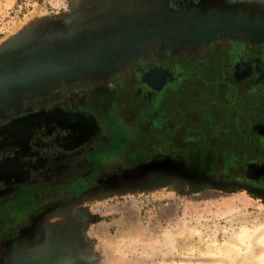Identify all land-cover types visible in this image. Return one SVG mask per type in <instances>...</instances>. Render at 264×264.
I'll use <instances>...</instances> for the list:
<instances>
[{
	"label": "rangeland",
	"instance_id": "374dc122",
	"mask_svg": "<svg viewBox=\"0 0 264 264\" xmlns=\"http://www.w3.org/2000/svg\"><path fill=\"white\" fill-rule=\"evenodd\" d=\"M259 39L264 0H0V54L17 53L0 59V264H264V191L220 162L264 146V66L251 81L216 54L185 61L166 88L143 81L161 113L131 119L122 87L80 100L122 62ZM104 152L120 157L2 226L9 198L85 179Z\"/></svg>",
	"mask_w": 264,
	"mask_h": 264
},
{
	"label": "flooded vegetation",
	"instance_id": "af4514ba",
	"mask_svg": "<svg viewBox=\"0 0 264 264\" xmlns=\"http://www.w3.org/2000/svg\"><path fill=\"white\" fill-rule=\"evenodd\" d=\"M214 54L218 55L220 59L225 60L227 63L232 62L235 64L234 65L235 68H232V69L230 68V71H229L230 76L228 77V79L235 78V77L236 78L245 77L246 75H248L247 77H249V80L252 81L255 76L254 74L257 73V71H259L258 68L264 66V39L232 42L230 44H227L225 49H224L223 43L220 42L219 40L215 42L214 44H212L211 49L206 50L205 54L199 55L198 57H195V58H192L190 55L185 53V51L183 50H179L176 52H169L166 50L165 54L162 55L160 58L151 57L150 59H146L143 57L142 59L137 60L136 62L135 61H127V63L122 62V66H124L122 71H125V73H121L119 75H116L118 74L116 73L115 75H113L111 77L112 79L111 83L105 80H104L105 82L101 84L92 83L93 86L88 87L89 88L88 90L84 89V94L82 97H80V100L82 101L84 99L91 100L93 99L90 96L91 93L93 94L98 93L99 99L101 101L105 95L104 93L105 91L98 90L97 87H104L106 89L112 90V92L116 93V97H118L117 91L120 87H122L123 90L121 89L122 92L120 94L122 97L117 98V99H119L118 101H119L121 108L125 109L126 112H129L130 119H131V114L133 112H135V115L139 113H144L147 115L148 113H151V112L161 113V109H159L160 108L159 105L154 106L151 103H148V101L145 100L144 98L142 99L141 95L138 93L139 91H143V93H145L146 91L145 89L146 85L143 83V81H146L148 85L152 83H159L161 87H159L158 89L162 87L166 88L165 83L167 82V79H170V78H172L173 80L176 79L175 75L179 73L178 70H176L177 67L181 69L180 73L182 72V70H185V67H186L185 61H190V60H193V61L202 60L203 61L204 57L212 58L211 56H213ZM241 56H242V62L239 63L238 61L241 58ZM175 70H176V73H175ZM97 76H101V75H97ZM228 79L225 78L224 80H228ZM249 80L247 79L244 80V83L242 85L243 89H250V87L247 86L250 83ZM131 93H133L136 96L138 104L130 102V97L132 96ZM92 101H98V99L94 97V100ZM92 101H89V103H91ZM142 103L144 104L143 107L141 106ZM166 113L167 112L165 111L162 115L164 114L166 115ZM183 136L185 137L183 142L187 141L186 135H183ZM169 137L171 138V136ZM163 143H165V147L163 149L160 148V150H165L163 152H165L166 154H170L173 152L174 153L180 152L183 149H185V148H178L177 146H173V140L170 141V144L167 142H163ZM254 147H257V148L260 147V150L253 149ZM254 147L252 148L253 150L251 151L252 153L256 152V155L258 156L257 158L256 157L249 158V160L246 157L244 158L242 155H238L241 153L239 151L238 152L236 151L235 152L236 154H235L233 151H232L233 153H231V151L227 152L229 148L225 152H223V149H221L222 151L220 155L221 169L225 175H228L230 171L237 170L238 164L239 162H241L240 171L244 175L243 181L248 182L247 183L248 185L261 188V190L264 191V161L259 157L260 155L264 156V148H263L264 146L262 144L261 145L258 144L257 146H254ZM189 149L186 150L187 153L189 152L188 151ZM90 151H88V154L90 153ZM120 153L121 155L123 154V157L127 156L130 158L131 157L133 158V156L128 154V152L125 153L126 156L124 155L123 151ZM117 154H111L108 152H104L103 157L101 156V158H98V159L96 157L98 155L95 154L94 157L91 158V164H90L89 170L84 176L85 179H83V177L81 176L79 177L78 175H76L72 178L69 184L64 183L63 185V183H58L57 185L41 187L37 191L36 195H34V192L32 193L30 192L28 194V191H26L25 189L22 190V193L20 195L16 196L15 194V196L9 198V200L12 201L10 204L11 209L9 210L8 217L4 216V218L2 219L3 220L2 226L4 227L7 226L10 228L16 229V227H14L15 226L14 223L18 221H22L24 217L23 215L25 213L28 214V212L31 209H33L37 205H41L42 203H44L49 198L50 192L55 191V189L57 190L61 188L64 191L66 190H69V192L75 191L76 187H79L81 184L85 185L86 183L90 181L92 176L94 177L97 173L101 172L102 168L99 162L103 160L102 158L104 157L108 158L110 156L120 157V155L119 154L117 155ZM87 158L88 157L86 156V159ZM79 179L80 180L83 179V180L77 184ZM259 181L260 183L261 182L262 183L260 184ZM45 197L47 198L46 200H45ZM1 209L5 210L7 209V207L2 206Z\"/></svg>",
	"mask_w": 264,
	"mask_h": 264
},
{
	"label": "trees",
	"instance_id": "16d2710c",
	"mask_svg": "<svg viewBox=\"0 0 264 264\" xmlns=\"http://www.w3.org/2000/svg\"><path fill=\"white\" fill-rule=\"evenodd\" d=\"M17 53L16 52H10V53H6L5 55H2V54H0V59L2 58V57H9V56H13V55H16Z\"/></svg>",
	"mask_w": 264,
	"mask_h": 264
},
{
	"label": "bare ground",
	"instance_id": "6f19581e",
	"mask_svg": "<svg viewBox=\"0 0 264 264\" xmlns=\"http://www.w3.org/2000/svg\"><path fill=\"white\" fill-rule=\"evenodd\" d=\"M138 83H139V82H138ZM248 160H249V159H248ZM234 167H235V166H234ZM235 168H236V167H235ZM228 170H229V169H228ZM236 171H237V170H236ZM238 173H239V172H238ZM234 174H235V173H234ZM254 174H255V173H254ZM239 176H240V175H239ZM257 180H258V179H257ZM249 182H250V181H249ZM256 183H257V182H256ZM259 183H260V181H259ZM259 183H258V184H259ZM261 183H262V182H261ZM261 183H260V184H261ZM258 184H256V185H258ZM262 185H263V184H262ZM246 231H247V230H246ZM246 231H244V232H246ZM235 238H237V241H240V238H241V237L236 236Z\"/></svg>",
	"mask_w": 264,
	"mask_h": 264
},
{
	"label": "crops",
	"instance_id": "0c3cea01",
	"mask_svg": "<svg viewBox=\"0 0 264 264\" xmlns=\"http://www.w3.org/2000/svg\"><path fill=\"white\" fill-rule=\"evenodd\" d=\"M15 250H16V251H21V250L16 249V248H15ZM0 251H8V249H6V248H0ZM13 251H14V250H13Z\"/></svg>",
	"mask_w": 264,
	"mask_h": 264
}]
</instances>
